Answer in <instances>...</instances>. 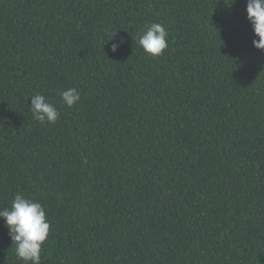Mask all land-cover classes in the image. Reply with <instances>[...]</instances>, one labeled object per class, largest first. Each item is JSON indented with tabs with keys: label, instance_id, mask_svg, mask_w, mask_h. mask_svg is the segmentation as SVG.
Returning a JSON list of instances; mask_svg holds the SVG:
<instances>
[{
	"label": "trees",
	"instance_id": "trees-1",
	"mask_svg": "<svg viewBox=\"0 0 264 264\" xmlns=\"http://www.w3.org/2000/svg\"><path fill=\"white\" fill-rule=\"evenodd\" d=\"M246 8L0 0V207L45 206L42 264H264V50ZM154 22L160 56L137 42ZM37 93L56 123L33 118ZM14 249L0 218V264H23Z\"/></svg>",
	"mask_w": 264,
	"mask_h": 264
},
{
	"label": "clouds",
	"instance_id": "clouds-1",
	"mask_svg": "<svg viewBox=\"0 0 264 264\" xmlns=\"http://www.w3.org/2000/svg\"><path fill=\"white\" fill-rule=\"evenodd\" d=\"M246 11L256 37L252 41L253 46L264 50V0H247ZM117 35L118 31L106 37L112 52H117L125 42L123 37L117 40ZM137 42L146 53L160 56L169 47V32L162 23L154 22L146 30H142ZM59 95L62 104L68 108L81 99V92L76 87L67 88ZM30 110L33 118L41 124H54L60 117L56 104L39 93L31 96ZM0 218L4 220L15 245L16 258L23 264H42L43 246L49 237L51 223L45 206L38 200L17 192L10 207H0Z\"/></svg>",
	"mask_w": 264,
	"mask_h": 264
}]
</instances>
